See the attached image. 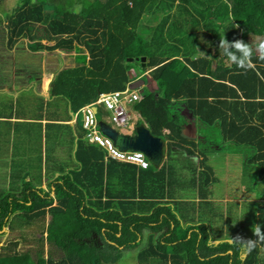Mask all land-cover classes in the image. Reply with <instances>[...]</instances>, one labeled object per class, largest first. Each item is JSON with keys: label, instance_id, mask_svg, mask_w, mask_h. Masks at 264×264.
<instances>
[{"label": "trees", "instance_id": "16d2710c", "mask_svg": "<svg viewBox=\"0 0 264 264\" xmlns=\"http://www.w3.org/2000/svg\"><path fill=\"white\" fill-rule=\"evenodd\" d=\"M79 1L81 9L76 13L72 2L20 0L13 14L5 15L11 49L24 39L44 49L45 34L55 43L49 47L51 50L59 49L68 55L87 51L88 64L58 73L51 85L52 94L68 99L72 111L77 113L101 94L125 90L132 84L128 71L136 64L131 59L144 57V68L137 62L141 73L149 72L157 83V90L148 94L144 91L145 98L139 103L146 116L156 118L148 123L151 134L166 139L163 129H170L169 138L178 141L184 123L179 125L177 121L185 118V124H190V117L191 122L197 121L198 130L210 129L201 142L216 141L218 134L221 136V144L208 143L210 149L222 150L225 145L243 152L252 149L251 159L241 153L243 171L257 172L258 183H264V61L254 51V67L244 71L230 63L218 48L222 35L229 42L243 40L238 23L241 16L235 14L240 8L237 0ZM98 109L103 115V108ZM84 134L78 136L74 157L77 163L60 172L51 185L53 196L50 188L46 193L33 191L29 199L28 194L19 198L24 204L28 202L24 207L33 217L48 212L51 216L45 240L44 236L38 238L41 249L36 258L28 251L12 252V248L5 256L3 251L15 243L1 246L0 235V264H119L120 258L114 256L125 251L136 252L135 264H143L139 260L153 257V253L160 255L165 264L264 263V257H259L264 244L250 252L233 245V255H226L232 246L228 242L211 246L215 238L212 222L198 225L197 214L193 213L194 225L187 224L189 213L185 208L169 206L174 201L167 202V195L173 197L183 181L179 180L181 172L166 171L183 164L182 152L170 157L160 172H155L152 163L143 170L113 160L106 162L105 151L90 144L86 131ZM190 154L191 157L186 154L188 159L197 157L195 150ZM200 179L198 195L207 199L212 192V172H201ZM10 194L13 193H5ZM259 204L258 218L264 231V194ZM46 207L47 213L43 209ZM0 209L1 214L7 213V205H0ZM1 223L0 230L7 224ZM192 230L196 232L186 240ZM44 241L51 248L48 251ZM53 247L61 256H54ZM104 247L115 251L114 258L106 255ZM202 250L208 252L209 260L201 262L198 252ZM12 255L17 258L9 263L7 258Z\"/></svg>", "mask_w": 264, "mask_h": 264}, {"label": "rangeland", "instance_id": "374dc122", "mask_svg": "<svg viewBox=\"0 0 264 264\" xmlns=\"http://www.w3.org/2000/svg\"><path fill=\"white\" fill-rule=\"evenodd\" d=\"M240 4V8L235 12V14L240 15L241 18H239L238 23L242 27V33L241 38L243 40L248 41V43L252 44L253 46L255 43L261 39H264V30L261 27H264V2L263 0H237ZM62 3H70L72 2L74 6L72 7V11L78 13L81 9V4L79 0H61ZM20 4V0H0V82L1 84H7L8 83V77L10 76V73H12L14 70L17 72H24L28 71L31 73L32 76H35L38 74V72L41 71L40 75V86L39 88L44 87L45 82L47 79H50V75H53L55 70L61 68L62 66V60L61 57H64L66 63L63 67H73L76 63L77 65H85L88 64V58L85 59V54L88 56L87 51L85 50L84 54H77V55H68V54H62L61 57L58 56L55 57L56 51H47V57L46 61L50 60L53 62L49 64H46L44 66V69H42L41 60H28V53L26 52V49H28V45L30 40L24 39L27 41H20L14 48H10L9 45V20L5 17L6 14H13V10ZM45 10L48 11L49 7L45 6ZM3 21V23H2ZM45 28V27H44ZM47 29V28H45ZM43 38L46 41H43V43L49 46L53 45L54 42H50V37L47 35H43ZM50 42V43H47ZM33 43V42H32ZM34 46V44L32 45ZM32 52H43L42 50L37 49V46L33 47ZM60 51V50H59ZM255 51V49H254ZM53 52V53H52ZM63 52V51H61ZM76 53V52H74ZM218 56L221 55V53L217 54ZM258 55V54H257ZM143 58V57H142ZM136 61V59H133ZM134 61H131L134 62ZM134 66L128 71L129 78L132 80V83H139L138 81H143L146 84H148V79L150 80V87L151 91H156L157 88H155L154 82L152 81L151 77H147V74H142V69L140 66L137 65V61L135 62ZM27 65L29 66L27 69ZM42 69V70H41ZM53 69V70H50ZM148 73V72H147ZM49 74V75H48ZM56 79V78H55ZM144 91V89H142ZM41 94L39 92H36L35 90H32L28 92V111H33L34 115H39L40 113V105L41 100L39 97ZM0 100L6 101L7 96L4 94L0 95ZM65 104H71V102L68 99H64ZM22 109H24L23 105H20ZM139 103H133L128 106L130 113L133 112L134 115L141 114V110L139 108ZM144 111V109H143ZM171 111L174 112V109L171 108ZM170 111V112H171ZM11 110H6L5 115H9ZM19 112H21L19 110ZM171 112V113H172ZM171 113H162L163 116H170ZM180 114H184L183 112H180ZM51 116V112L49 113ZM145 118L150 124L149 120H153L156 118L148 117L146 116L144 112ZM161 115V114H160ZM157 118L160 119V116ZM190 120V117L188 118ZM142 119L138 118V122H140ZM82 121L83 118L79 119V125L82 127ZM185 118L179 119L177 123L179 125L185 124ZM188 123V122H187ZM194 123H197V121H194ZM193 123L188 126H193ZM198 124V123H197ZM200 127V126H199ZM28 129V127H24V130ZM121 130V129H118ZM186 129H183V132ZM210 129L209 128H200L199 132L202 137H207ZM50 129L47 133V146H48V152L50 150ZM205 137V139H206ZM42 139L43 134L38 128H33L31 130H28V135H26L25 139L20 142V145H24L27 147L30 155L31 160L34 163H37L39 161V156L42 152ZM186 140V141H185ZM221 136L218 134V138L215 141L214 139L211 140V142H216L217 144H221ZM208 141V140H207ZM211 142L205 141V143L200 142L196 143L193 140H188L186 138L180 139L178 141H175L173 144H179L176 147H179L180 153H183V159H188L186 154L188 156H192L190 152L192 150H195L197 153V157L190 158L194 160L195 164L198 165L200 163V167L202 170H198V166H191V172L184 178H179V180H183V183H180L177 191L172 195L174 197L178 196H184V200L177 199L174 201V204L172 207H184L187 212H198L199 214L204 215V220L209 222H215V228L212 230V234L214 236H217L216 233H219L220 231L217 230L219 223L217 220H220L223 225L222 228L224 231L227 232L228 237L235 238L237 236H240L244 239H256V237L253 234L252 228L254 225L259 224L260 220L258 218L259 216V208H260V202L263 199L264 194V183L263 181H260L258 183V177L259 174L257 172H253L252 170L250 172H244L243 171V155L248 156L249 159H251V156L254 152H252V149H249L248 152H243L242 150H237L236 147H233L232 145H225L222 150H217V147L209 148V144ZM175 148V147H174ZM199 151V152H198ZM238 154L236 157L235 154ZM242 153V154H241ZM9 154L10 149L8 147H4L1 145L0 148V205L1 207L6 208L7 205V213L1 214L0 209V222L3 226L7 223V226L12 229L11 235H5L2 237V244L8 245L10 242L15 243L13 247H9V249L3 251L5 256H8V254L11 251L12 252L17 251L18 253H26L28 251V254H31L32 257L36 258V253L38 249H41V244L39 243L38 238H41L44 236V240L47 235V228L51 221V216L48 210L49 207L43 208L46 210V213L48 214L43 215L39 214L37 217H33L29 212L28 208L24 207L25 205L28 206V202L21 201L19 198L25 197V194H28V199L30 198L29 194L33 191L39 192L43 189L49 187L48 184L43 183V185L39 186H31L29 185V182L31 179H42V175L37 172H30L28 168V172H8L9 167ZM244 157V158H245ZM229 158V159H228ZM61 160V159H60ZM67 158L65 157V162H67ZM169 162V160L165 161ZM241 163V164H240ZM66 164V163H65ZM196 172V173H195ZM201 172H212V178L213 183L210 185L211 189L213 190L209 196V204L204 206L202 209L196 208V206H199L201 204L199 203H187L185 200L190 197L189 200H196L198 199V187L200 183V173ZM50 173V172H47ZM196 174L194 179H192L193 174ZM9 176H12L13 181L11 182V186H9L10 178ZM24 177H28V179L25 181ZM240 180V183L238 181ZM193 181H195L196 185H193ZM207 187V190L209 191V187ZM13 191H20L23 192L22 197L15 195V193L11 192ZM49 190V189H48ZM174 189H171V192H173ZM27 192V193H26ZM5 193H13L10 195H5ZM196 198V199H194ZM27 199V201H28ZM233 201V202H231ZM31 205V203H30ZM41 211H43L41 209ZM13 213V214H12ZM12 214V215H11ZM189 224V223H188ZM180 226L183 227L182 223H180ZM18 234V236L15 234ZM180 230V229H178ZM190 234V233H189ZM177 235H182L177 234ZM22 238H19L21 237ZM17 238V239H16ZM21 239V240H18ZM228 241V240H225ZM45 242V241H44ZM232 244L236 245L237 247H241V243L232 239ZM46 243V242H45ZM229 243V242H228ZM230 244V243H229ZM46 250L48 251L51 249L48 247L47 243L45 245ZM104 251L106 252V255L110 258H120L119 264H135L137 255L135 251H125L123 253H117L113 257V253L115 251L108 250L109 248L104 247ZM156 248V247H155ZM53 253L55 257L61 256L60 251H56V247L52 248ZM139 249H142V246H140ZM103 251V252H104ZM159 253H162L161 251H158ZM172 253V252H171ZM263 251L260 253L259 257L261 258ZM45 257L47 255L45 254ZM160 255L157 253H153V257L146 256L139 261L143 264H165L161 259ZM17 256L12 255L11 257L7 258L9 263L11 261L16 260ZM25 262H28V257L24 258ZM237 264V261H235ZM239 264V263H238ZM243 264V263H242ZM264 264V263H259Z\"/></svg>", "mask_w": 264, "mask_h": 264}, {"label": "crops", "instance_id": "0c3cea01", "mask_svg": "<svg viewBox=\"0 0 264 264\" xmlns=\"http://www.w3.org/2000/svg\"><path fill=\"white\" fill-rule=\"evenodd\" d=\"M24 41H27V40H24ZM44 43L43 45L45 46ZM47 43H50V42L47 41ZM33 44L36 47V43L31 42L28 45V49H26V52L28 53V60H33V59H36L38 61L41 60V62L40 61L39 62L41 63V65L43 64L44 66H46V64H48L49 66L50 63H52L53 65L52 61L50 60L46 61L48 52L43 51V50L56 51V50L50 49L51 47L54 46L55 43L51 46L46 44L44 49H39V50H42L43 52L30 51L34 47L32 46ZM62 54H65V53L61 52V50L59 51L58 49L57 52L55 53V57L56 58L58 56L61 57ZM61 60H62L61 68L55 70L53 75H50L51 82L49 84L48 89L46 88L45 84H44L43 89L38 87L40 86V82L38 80H40L39 74H41L40 73L41 71L38 72V74H36L35 76H32L31 73H29L28 71L17 72L14 70L12 73H10L7 84H1L0 82V95L4 94L7 96L6 101L0 100V148H1V145H3L4 147H8L10 149L8 172H28V168L30 169L29 170L30 172H34V171L39 172L42 175V179L40 180L31 179L30 181H28L30 183L29 185L33 187L34 186L37 187L39 185H43V183H46L48 184L49 187L43 189L45 191L44 193L48 192V189L52 188V196L54 194V187L51 185H53L56 178L60 177L61 175L60 172H66V170H69L70 168L75 167L76 165L75 163L77 162H75L74 157H75L76 150L78 148V144H77L78 136L85 135L83 126L81 127L79 125V119L82 118V115L78 114L79 111L77 113H74L72 111L71 105H69L68 103L67 104L64 103L65 98L62 95L59 96V95L52 94L51 85L53 81L55 80L56 76L58 75V73L63 71V69L65 68H72V67H63L66 61L64 57H61ZM43 65H42V69H44ZM76 65L77 64L75 63L73 68L76 67ZM28 67L29 66L27 65V69ZM50 70H53V69H50ZM146 74H147V77L149 76L151 77L152 81L154 82L155 88H157V83L152 78L150 73L148 72ZM138 82H139L138 87L143 88L146 94L154 92V90L151 91V88H148L150 87L149 79H148V84L142 81H138ZM32 90H35L36 92H39L41 94V96L39 95V97H41L39 115H34L33 111L31 110L28 111V92ZM20 105H23L24 109H22ZM6 110H11L9 115H5ZM19 110L21 112H19ZM140 110L142 111L141 108ZM50 112H51V116L49 115ZM102 112H103V115H99L100 123L110 126L109 113L106 112L104 109H102ZM131 117H132V122L127 128H123L121 130H118L115 128L114 129L117 130L122 135H124L125 137L130 136L131 138L136 137V135L138 134L137 130L147 129L150 132L149 127H148V122L145 118L143 111L139 115H134L132 112ZM138 118L142 120L138 122ZM188 121L190 122V124L194 122V121L191 122L189 119ZM186 124L189 125L188 123ZM186 124L183 125V129H186V130L187 128L191 129L190 135L192 136V139L190 140H193L196 143L201 142L203 137L200 135L201 132H199L198 130L197 123H193L194 125L192 124L193 126H189V127L188 126L186 127L185 126ZM82 125H83V121H82ZM24 127H28V129L24 130ZM35 127L38 128L43 134L42 152L39 156V161L37 163H34L30 159L31 155L27 147H25L24 145H20V142L25 139L26 135H28V130H31ZM49 129L51 131L50 132L51 144H50V150L48 152L47 133ZM170 134H171V130L166 129V128L163 129V135L167 136L166 139H160L151 134L152 137L159 139L161 143L163 144L162 150H163L164 157H163V160L160 161L157 166L154 165V168L156 169L155 172H160V168L167 165V162L165 161L170 160L171 159L170 157L175 158L178 155H180L179 148L174 146L173 139L169 138ZM180 138L188 139L189 137H186V135L182 133L180 137L176 139L179 140ZM92 145H95V144H92ZM65 157L68 159L67 162L64 161ZM105 160L106 162H109V160H107L106 157H105ZM188 160L189 161L181 158V161L183 162V164L182 165L180 164L179 168H177L176 170H169V171L167 170L166 172H181L179 175L185 179V177L189 174V172H191L190 168L192 165L198 166V170H202L200 167V163H198L197 165L195 164V162H193L194 160L192 159H188ZM118 163H121V162H118ZM149 163L151 162L149 161ZM143 170H146V169H143ZM47 172H50V173H47ZM195 173L193 174L192 179H194L196 175ZM9 178H10L9 186H11V182L13 181V178L12 176H9ZM24 179H25L24 182H26L28 177H24ZM238 183H240V180L238 181ZM11 191L15 193V195H18V196H21L23 194L21 190L20 191L11 190ZM197 196H198V199L194 198L196 200H189L190 199L189 197L185 201L188 204L189 203L201 204L199 206H196V208H198L199 210L204 208V206H206L207 204H209L208 198H210V196H208L207 198L208 200L203 199L201 195L200 196L197 195ZM177 199L183 201L184 196L170 197L169 195H167L166 201L173 202V201H176ZM54 205H57L56 201ZM169 206L172 208V204ZM188 213H189L188 223L191 225H194L191 220L193 213L197 214L198 221L196 222L198 225L209 222V221L202 219L201 218L202 214L198 215L197 211L188 212ZM217 221L219 223L217 230H219L220 232L216 233L217 234V236H215L216 239L215 238L213 239V241L211 242V246H220V245H223L225 242H229L232 246H230L228 252L225 254L233 255V251H234L233 245L234 244H232L231 242L233 238L228 237L227 232L224 231V229L222 228L223 223L220 220H217ZM215 222L216 221L212 222L214 225V228H215ZM11 231L12 229L8 227L6 224V226L2 230H0L1 240L3 236L5 235L8 236L9 233L11 235ZM195 232L196 230L190 231L189 232L190 234L189 233L187 234L186 240L190 239L194 235ZM15 234L18 236V234L16 233V230H15ZM19 238H22V236ZM18 240H21V239H18ZM225 240H228V241H225ZM3 245L4 244H2L1 242V246ZM225 254L218 253L217 255H225ZM198 257L200 258L201 262H204L210 259V256L206 250H202L201 252H198ZM263 257H264V251L262 253V258ZM231 262H233V260Z\"/></svg>", "mask_w": 264, "mask_h": 264}, {"label": "built area", "instance_id": "2783aa9c", "mask_svg": "<svg viewBox=\"0 0 264 264\" xmlns=\"http://www.w3.org/2000/svg\"><path fill=\"white\" fill-rule=\"evenodd\" d=\"M143 88H132L131 83L125 90L101 94L93 103L84 106L78 114L83 118V130L86 131V138L91 144H95L106 152L107 160H113L125 164L148 169L150 163L143 152L123 151L114 142L103 134L99 120L98 107H102L109 113V124L115 129L127 128L132 117L128 106L139 103L144 99Z\"/></svg>", "mask_w": 264, "mask_h": 264}, {"label": "clouds", "instance_id": "9594fccd", "mask_svg": "<svg viewBox=\"0 0 264 264\" xmlns=\"http://www.w3.org/2000/svg\"><path fill=\"white\" fill-rule=\"evenodd\" d=\"M218 48L222 51V55L230 63L235 64L237 68L243 69L244 71H248L254 67L252 61L254 49L258 54V59L260 61H264V39L257 41L253 46L250 43H245L243 40H234L229 42L225 36L222 35L220 36ZM201 54L205 55L204 53ZM252 231L256 239H244L240 236L233 238L234 240L240 242L241 246L249 252L256 248L258 244H264V231H262L261 226L259 224L254 225Z\"/></svg>", "mask_w": 264, "mask_h": 264}, {"label": "water", "instance_id": "95a60500", "mask_svg": "<svg viewBox=\"0 0 264 264\" xmlns=\"http://www.w3.org/2000/svg\"><path fill=\"white\" fill-rule=\"evenodd\" d=\"M131 61H134L131 59ZM137 62H141L143 68L146 66V58H137ZM51 80L47 79L45 82V86L48 89ZM143 82V81H142ZM132 88L139 89L138 83L135 82L131 84ZM194 123V122H193ZM194 125V124H193ZM101 130L104 135L109 137L114 144L119 147L123 151H139L143 152L146 155V158L155 166L159 164L160 161L163 160V144L159 139L152 137L150 132L147 129L137 130V135L135 138H131L130 136L125 137L113 127L108 126L106 124L101 123ZM191 129L187 128L185 132H183L188 139H192L190 135Z\"/></svg>", "mask_w": 264, "mask_h": 264}, {"label": "flooded vegetation", "instance_id": "af4514ba", "mask_svg": "<svg viewBox=\"0 0 264 264\" xmlns=\"http://www.w3.org/2000/svg\"><path fill=\"white\" fill-rule=\"evenodd\" d=\"M41 73V72H40ZM49 75V74H48ZM37 83V82H36Z\"/></svg>", "mask_w": 264, "mask_h": 264}]
</instances>
